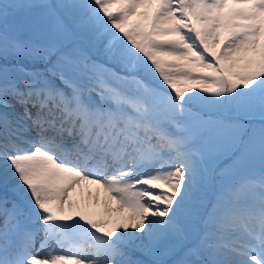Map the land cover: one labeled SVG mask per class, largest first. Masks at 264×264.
<instances>
[{
  "label": "snow or ice",
  "instance_id": "snow-or-ice-1",
  "mask_svg": "<svg viewBox=\"0 0 264 264\" xmlns=\"http://www.w3.org/2000/svg\"><path fill=\"white\" fill-rule=\"evenodd\" d=\"M0 264H264V0H0Z\"/></svg>",
  "mask_w": 264,
  "mask_h": 264
},
{
  "label": "bare ground",
  "instance_id": "bare-ground-1",
  "mask_svg": "<svg viewBox=\"0 0 264 264\" xmlns=\"http://www.w3.org/2000/svg\"><path fill=\"white\" fill-rule=\"evenodd\" d=\"M92 191H93V194H95V191H96V190H95L94 187L92 188ZM100 195H101V199H103L104 194H103L102 191H101ZM76 196H78L79 198L77 199ZM73 198H74V199H77V200L81 199V197H80V195H79V191L73 193Z\"/></svg>",
  "mask_w": 264,
  "mask_h": 264
},
{
  "label": "rangeland",
  "instance_id": "rangeland-1",
  "mask_svg": "<svg viewBox=\"0 0 264 264\" xmlns=\"http://www.w3.org/2000/svg\"><path fill=\"white\" fill-rule=\"evenodd\" d=\"M77 197V199H78V196H76Z\"/></svg>",
  "mask_w": 264,
  "mask_h": 264
}]
</instances>
